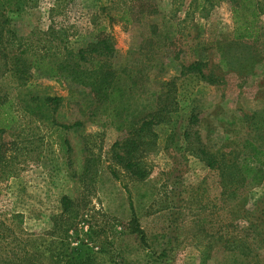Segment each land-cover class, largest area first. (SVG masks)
Here are the masks:
<instances>
[{"label": "rangeland", "instance_id": "obj_1", "mask_svg": "<svg viewBox=\"0 0 264 264\" xmlns=\"http://www.w3.org/2000/svg\"><path fill=\"white\" fill-rule=\"evenodd\" d=\"M21 1H0L6 33L40 52L105 37L128 91L104 111L66 76L23 84L0 55L20 123L0 131V264L82 242L91 264H264L249 217L264 179L242 194L231 167L237 142L264 148V0L255 41L232 39L235 0ZM62 196L77 212L54 230Z\"/></svg>", "mask_w": 264, "mask_h": 264}, {"label": "trees", "instance_id": "obj_2", "mask_svg": "<svg viewBox=\"0 0 264 264\" xmlns=\"http://www.w3.org/2000/svg\"><path fill=\"white\" fill-rule=\"evenodd\" d=\"M1 1V0H0ZM13 1V3H11ZM11 3L9 10H19L21 0H6ZM1 4L0 6H2ZM6 8V7H5ZM0 7V55L6 58L4 62L7 65V70L15 76L18 75L21 82H26L30 75L40 73L46 76L63 75L71 81L86 85L89 89L90 103L100 102V107L105 111L117 109L115 104L116 99L127 90L128 86L119 84L123 76L116 72L110 63L104 59L103 52L100 49L107 50L110 48L105 37L98 39L96 42H90L84 48H79L74 51L72 48L62 45L59 49H54L40 52L38 45L29 41L28 38L20 36L14 37L13 33H6L3 27L6 23L4 10ZM232 18V39H250L255 41L259 29V14L260 7L257 0H235L231 5ZM7 34V35H6ZM157 36V35H156ZM154 35V38L156 37ZM126 97V96H125ZM34 98L31 96V99ZM43 100L56 101V97H45ZM155 117V114H154ZM16 115L9 108L5 99H0V131L16 130L20 125ZM147 123H143L144 126ZM239 148L232 162V170L240 176L242 182L241 193H247L250 190L262 184L264 179L263 163H264V148L258 146L251 139H244L242 144L237 142ZM250 147V148H249ZM131 166V165H130ZM219 168H222L219 165ZM220 176H222L220 171ZM76 208V209H75ZM77 212V206L74 200L62 196L61 212L54 219L52 229H61L62 223L69 220V225L73 223ZM250 226L253 232L264 238V197L257 202L249 216ZM62 222L59 223V220ZM51 230V233L54 232ZM67 230V228L63 229ZM60 242L68 246V241L62 236ZM84 252H78V256H74L73 250L67 253L66 249L54 251L49 249L50 264H91L90 255H82L86 253L85 244ZM83 246H79L80 249ZM73 249V248H72ZM65 250V252H64ZM1 264H33L25 260L1 261Z\"/></svg>", "mask_w": 264, "mask_h": 264}]
</instances>
